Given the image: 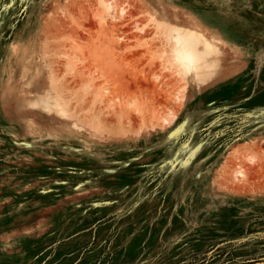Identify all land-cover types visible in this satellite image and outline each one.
<instances>
[{"label":"rangeland","instance_id":"rangeland-1","mask_svg":"<svg viewBox=\"0 0 264 264\" xmlns=\"http://www.w3.org/2000/svg\"><path fill=\"white\" fill-rule=\"evenodd\" d=\"M0 264H264V0H0Z\"/></svg>","mask_w":264,"mask_h":264},{"label":"bare ground","instance_id":"bare-ground-1","mask_svg":"<svg viewBox=\"0 0 264 264\" xmlns=\"http://www.w3.org/2000/svg\"><path fill=\"white\" fill-rule=\"evenodd\" d=\"M199 15L197 13V16L204 22L206 30H201L194 26L169 24L163 21V23H166L163 27L165 31L167 30L168 32V35L166 33L167 38H170V42H172L174 60L180 66V73L182 75L191 74L197 84L207 81L212 75L215 76L214 73L217 72L216 70H218L217 68L220 65L219 55L223 45L230 46L232 44L231 42H241L233 33L234 29L230 27L225 18L215 17L213 21H210L208 15L204 14V12L202 15ZM207 30L213 32L217 30L220 35L208 36L206 33ZM52 82L53 81L50 83L54 86ZM53 91H55V87L47 90L43 95H40L34 100H32L33 98L30 99V96H28L32 101L30 103L38 105L48 112L52 110L63 112L62 104L58 99L52 97ZM63 102H65V100ZM126 111L127 110H125V112ZM164 119L165 121H169L168 117ZM234 176V178L243 176L242 170L240 168L236 169Z\"/></svg>","mask_w":264,"mask_h":264}]
</instances>
